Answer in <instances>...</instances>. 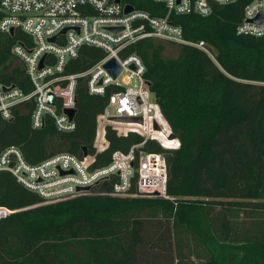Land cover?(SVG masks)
<instances>
[{
  "label": "trees",
  "instance_id": "16d2710c",
  "mask_svg": "<svg viewBox=\"0 0 264 264\" xmlns=\"http://www.w3.org/2000/svg\"><path fill=\"white\" fill-rule=\"evenodd\" d=\"M248 1L213 5L205 17L170 16L185 39L205 41L215 61L194 46L154 38L124 49L142 58L143 78L178 139L175 148L135 132L119 136L106 126L108 146L95 153L97 116L120 85L89 94L85 78L76 82L70 131L58 130L48 116L32 127L31 100L14 107L9 119L0 117V151L15 145L30 163L85 150L99 167L112 152L143 142L134 149L135 163L145 151L163 154L166 164L163 197L96 193L110 190L112 176L89 193L54 203H42L1 171L0 206L13 211L0 218V264H264V35L236 31ZM121 2L165 14L151 0ZM19 38L28 37L20 29L0 32V80L28 93L29 79L10 51ZM174 45L175 53L167 54ZM103 56L81 45L63 72L83 71Z\"/></svg>",
  "mask_w": 264,
  "mask_h": 264
},
{
  "label": "built area",
  "instance_id": "2783aa9c",
  "mask_svg": "<svg viewBox=\"0 0 264 264\" xmlns=\"http://www.w3.org/2000/svg\"><path fill=\"white\" fill-rule=\"evenodd\" d=\"M151 1L163 5L165 14L152 15L121 0H0V32L11 34L20 29L28 37L16 40L10 51L31 84V91L26 93L18 86L0 80V117L9 119L14 107L31 100L32 127H41L48 116L58 130L70 131L74 122L65 110L75 108L76 82L78 78H85L89 94L102 95L107 85H120L110 93L103 112L97 116L93 140L95 153L108 146L106 126L119 136L135 132L144 140H156L163 148L177 147L178 139L169 138L171 130L143 78L142 58L135 53L126 54L124 49L140 39L154 38L194 46L215 61L211 47L203 40L185 39L180 25L170 16L197 14L205 17L211 13L213 5L237 0ZM127 5L131 10L125 12ZM259 14L262 20L252 21ZM62 29H65L63 33ZM236 31L264 35V0H249L243 6ZM51 37H54L53 41L49 40ZM84 44L101 49L104 56L83 71L64 73L66 62L75 58ZM43 56V64L39 67ZM110 58L121 67L115 78L105 67ZM107 108L110 113L106 112ZM142 143L132 145L126 152H112L109 162L99 167H92L95 154L78 156L69 152H58L30 163L17 146L9 145L0 151V172L11 173L19 183L36 192L42 203L89 193L93 185L110 181L112 176L115 179L110 190L96 193L163 197L166 183L164 155L140 151L135 163L134 149ZM12 211L0 206V218Z\"/></svg>",
  "mask_w": 264,
  "mask_h": 264
},
{
  "label": "water",
  "instance_id": "95a60500",
  "mask_svg": "<svg viewBox=\"0 0 264 264\" xmlns=\"http://www.w3.org/2000/svg\"><path fill=\"white\" fill-rule=\"evenodd\" d=\"M116 1H118V0H116ZM130 10H131V6L127 5L125 7V12H128ZM261 20H262V15L261 14L257 15L255 18L252 19V21H256V22H259ZM64 31H65V29H62L61 30V33H63ZM49 40L50 41H53L54 40V37L49 38ZM43 60H44V56L41 57V59L39 61V67L42 66ZM105 67H106V69L108 70V72L111 74V76L113 78H115L119 74V72L121 70L120 65L118 64V62L114 58H110L109 60H107L106 63H105ZM65 113L68 115V117L70 119H73L74 113H75V108L67 109V110H65ZM124 119L125 120H129L130 118H124ZM169 138H175V137L171 133L169 135ZM83 154H86V151L85 150L83 151Z\"/></svg>",
  "mask_w": 264,
  "mask_h": 264
},
{
  "label": "rangeland",
  "instance_id": "374dc122",
  "mask_svg": "<svg viewBox=\"0 0 264 264\" xmlns=\"http://www.w3.org/2000/svg\"><path fill=\"white\" fill-rule=\"evenodd\" d=\"M175 51H176V46L174 45V46H168V48H167V54H173V53H175ZM106 112L107 113H110V109L109 108H107L106 109ZM163 126H164V124H162Z\"/></svg>",
  "mask_w": 264,
  "mask_h": 264
}]
</instances>
